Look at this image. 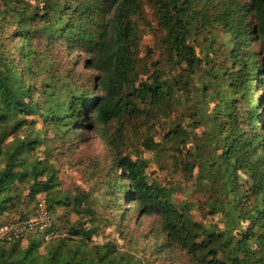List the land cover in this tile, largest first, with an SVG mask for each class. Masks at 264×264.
Wrapping results in <instances>:
<instances>
[{
    "label": "trees",
    "instance_id": "obj_1",
    "mask_svg": "<svg viewBox=\"0 0 264 264\" xmlns=\"http://www.w3.org/2000/svg\"><path fill=\"white\" fill-rule=\"evenodd\" d=\"M33 1L0 0V224L4 214L12 217L20 209L25 191L35 201L34 210L12 220L35 215L44 200L52 223L45 233L1 241L0 264H142L117 244H93L94 230L86 229L84 222L68 221L63 231L55 224V207L78 216L88 210L83 209L84 197L53 195V177L38 182L45 174L44 169L37 170L39 162L29 167L28 153L36 145L47 144L45 128L35 138L8 143L29 118L34 122L40 118L65 143H72L76 127L91 118L114 151L106 183L116 191L112 208L122 215L130 210L136 217L151 215L159 220L153 255L168 257L174 251L173 257L184 255L186 264H264V119H258L264 96L256 106L247 103L244 121L237 110L239 99L252 97L257 87L264 90L261 54L251 50L252 43L264 42V0H149L173 65L184 64L190 72L199 65L196 49L187 42L193 24L200 31L223 26L230 39L224 54L227 65L219 68L221 78H217L228 91L219 109L229 122L220 118L214 127L222 143L217 168L223 170L224 229L203 228L188 219L170 193L146 181L143 160L121 154L119 143L127 123L147 112L164 111L174 88L157 72L139 83L136 25L144 18L142 1ZM59 39L69 49L90 55L88 69L95 70L96 76L79 79L74 70L59 74L46 55ZM114 123L119 128L112 137L109 128ZM183 136L177 126L168 139L184 143ZM143 145L151 152L161 148L152 140ZM40 191L47 194L37 197Z\"/></svg>",
    "mask_w": 264,
    "mask_h": 264
},
{
    "label": "rangeland",
    "instance_id": "obj_2",
    "mask_svg": "<svg viewBox=\"0 0 264 264\" xmlns=\"http://www.w3.org/2000/svg\"><path fill=\"white\" fill-rule=\"evenodd\" d=\"M141 1L144 18L137 19L136 25V70L139 73V83L147 82V77L157 72L174 88L164 111L147 112L127 123L125 137L120 139L119 143L121 154L143 160L147 164L146 181L149 184L157 183L167 194L170 193L174 205L183 211L188 219L203 225V228L224 229L221 216L223 208L220 205L223 201L226 202L222 193L223 170L217 168V156L221 154L219 144L222 143L215 137L214 127L220 118L229 122L219 109L223 102L221 100L224 99L223 96L227 98L228 91L222 86L224 83L217 78H221L219 68L227 65V56L224 54L230 39L226 36L223 26L214 25L200 31L199 26L193 24L187 42L196 49L200 58L199 65L194 72H190L184 64L173 65L167 59L163 42L165 34L158 26L155 9L149 0ZM235 1L244 3L248 0ZM62 41L59 39L46 54L54 61L53 65L58 67L59 74L65 75L69 70H74L79 79L96 76L95 70L88 69L90 55L79 48L69 49ZM251 50L261 54L258 60L264 64V42L260 45L252 43ZM72 51L73 54L70 53ZM263 96L264 90L257 87L252 97L249 95L245 100H238L237 110L243 121L248 109L247 103L256 106V102ZM141 108H144L142 104ZM257 109L260 110V107ZM258 115V119H264V108ZM27 120L17 134L9 137L8 143L35 138L39 130L45 128L47 144L36 145L34 150L28 153L29 167L32 168L39 162L37 170H45V174L38 177V182H46L53 177V195L85 198L83 209L88 212L82 216L69 214L67 208H54L52 216L60 230L67 226L68 221L84 222L86 229L94 230L93 244H117L120 251H129L142 264H186L184 255L180 254L179 259L173 257V254H176L174 251H170L168 257L164 254L153 255L156 244L152 241L159 227L157 216L136 217L137 214L130 210L122 215L117 208H112L116 203V191L106 183L109 182L108 170H113L111 168L114 164V151L104 138L105 134L97 130L91 118H84L81 121L84 126L76 127L72 143L57 140L55 132H49L48 126L40 118L36 122L33 118ZM177 126L184 131V143L181 139H168V135H171ZM118 128V124H112L109 128L110 136L115 137ZM148 140L159 143L161 148L154 152L149 151L143 145ZM46 194L45 191H40L37 197ZM22 199L20 209L13 211L11 218L7 214H4L3 218L13 221V217L34 210L35 201H30L26 191ZM126 204V208H129L130 205L127 202ZM214 210L216 214L213 213ZM31 216L33 215L29 217Z\"/></svg>",
    "mask_w": 264,
    "mask_h": 264
},
{
    "label": "built area",
    "instance_id": "obj_3",
    "mask_svg": "<svg viewBox=\"0 0 264 264\" xmlns=\"http://www.w3.org/2000/svg\"><path fill=\"white\" fill-rule=\"evenodd\" d=\"M5 217V216H4ZM52 219L45 201L38 204L37 213L26 220L15 222L3 218L0 224V242L12 238H25L37 233H45Z\"/></svg>",
    "mask_w": 264,
    "mask_h": 264
}]
</instances>
